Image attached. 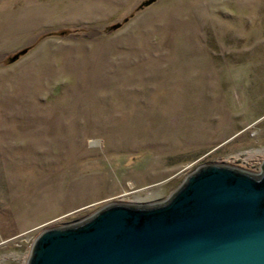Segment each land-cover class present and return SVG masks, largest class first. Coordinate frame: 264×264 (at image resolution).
<instances>
[{
	"label": "rangeland",
	"instance_id": "obj_1",
	"mask_svg": "<svg viewBox=\"0 0 264 264\" xmlns=\"http://www.w3.org/2000/svg\"><path fill=\"white\" fill-rule=\"evenodd\" d=\"M145 1L0 0V264L204 163L260 173L264 0Z\"/></svg>",
	"mask_w": 264,
	"mask_h": 264
},
{
	"label": "water",
	"instance_id": "obj_2",
	"mask_svg": "<svg viewBox=\"0 0 264 264\" xmlns=\"http://www.w3.org/2000/svg\"><path fill=\"white\" fill-rule=\"evenodd\" d=\"M27 264H264V161L260 173L207 162L165 200L114 201L49 226Z\"/></svg>",
	"mask_w": 264,
	"mask_h": 264
},
{
	"label": "trees",
	"instance_id": "obj_3",
	"mask_svg": "<svg viewBox=\"0 0 264 264\" xmlns=\"http://www.w3.org/2000/svg\"><path fill=\"white\" fill-rule=\"evenodd\" d=\"M110 29H112V28L109 27V30H110ZM64 32H65V31H64ZM25 50H27V48H26ZM21 52H23V51L18 52V53L20 54V56H21V54H22ZM16 54H17V53H16ZM12 57H13V56H12ZM10 58H11V57H10Z\"/></svg>",
	"mask_w": 264,
	"mask_h": 264
}]
</instances>
